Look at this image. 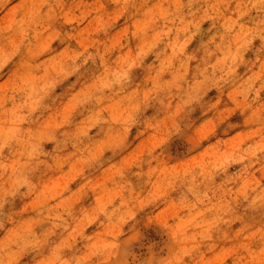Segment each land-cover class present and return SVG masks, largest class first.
I'll list each match as a JSON object with an SVG mask.
<instances>
[{"label": "clouds", "instance_id": "obj_1", "mask_svg": "<svg viewBox=\"0 0 264 264\" xmlns=\"http://www.w3.org/2000/svg\"><path fill=\"white\" fill-rule=\"evenodd\" d=\"M0 264H264V0H0Z\"/></svg>", "mask_w": 264, "mask_h": 264}, {"label": "rangeland", "instance_id": "obj_2", "mask_svg": "<svg viewBox=\"0 0 264 264\" xmlns=\"http://www.w3.org/2000/svg\"><path fill=\"white\" fill-rule=\"evenodd\" d=\"M119 35H120V32L119 31L117 33H114L113 34V39L114 40L118 39L119 38ZM127 54H130V53H126V55ZM210 127H211L210 124H208L207 126L202 125L201 128H200L201 135H203L205 131L210 130ZM151 141H152L151 134H149L148 136H145L141 141L138 142V144L136 145V149L134 151L143 150L144 146L147 145V144H149ZM124 159L127 160L128 157H125ZM60 179H66V177H64V178H57V180L54 181V183H57L58 184L60 182Z\"/></svg>", "mask_w": 264, "mask_h": 264}]
</instances>
